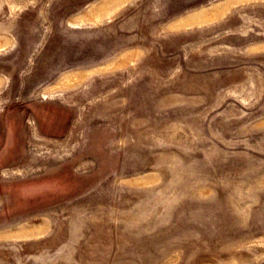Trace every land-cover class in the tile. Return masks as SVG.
<instances>
[{
    "label": "rangeland",
    "instance_id": "374dc122",
    "mask_svg": "<svg viewBox=\"0 0 264 264\" xmlns=\"http://www.w3.org/2000/svg\"><path fill=\"white\" fill-rule=\"evenodd\" d=\"M0 264H264V0H0Z\"/></svg>",
    "mask_w": 264,
    "mask_h": 264
}]
</instances>
